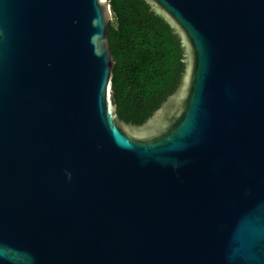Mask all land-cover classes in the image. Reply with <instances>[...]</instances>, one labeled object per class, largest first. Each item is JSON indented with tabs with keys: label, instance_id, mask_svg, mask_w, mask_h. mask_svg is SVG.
<instances>
[{
	"label": "water",
	"instance_id": "1",
	"mask_svg": "<svg viewBox=\"0 0 264 264\" xmlns=\"http://www.w3.org/2000/svg\"><path fill=\"white\" fill-rule=\"evenodd\" d=\"M184 71L117 111L109 0H0V264H264V0H144Z\"/></svg>",
	"mask_w": 264,
	"mask_h": 264
},
{
	"label": "trees",
	"instance_id": "2",
	"mask_svg": "<svg viewBox=\"0 0 264 264\" xmlns=\"http://www.w3.org/2000/svg\"><path fill=\"white\" fill-rule=\"evenodd\" d=\"M113 91L119 117L143 124L177 89L184 71L180 41L144 0H109Z\"/></svg>",
	"mask_w": 264,
	"mask_h": 264
}]
</instances>
